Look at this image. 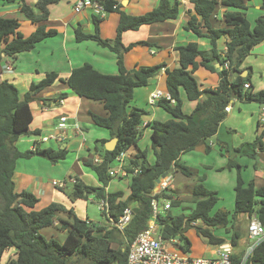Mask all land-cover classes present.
<instances>
[{
  "label": "trees",
  "instance_id": "obj_1",
  "mask_svg": "<svg viewBox=\"0 0 264 264\" xmlns=\"http://www.w3.org/2000/svg\"><path fill=\"white\" fill-rule=\"evenodd\" d=\"M22 2L21 12L34 23L48 18V6L58 0H35L34 8L24 4L23 0H0L5 3ZM194 6V15L190 17L183 28L209 43V49H202L196 42L175 47L178 53L177 68H165L164 63L135 67L128 70L124 63V55L137 45L151 46L146 42L133 43L124 46L121 37L124 32L137 30L141 26L153 23L175 20L179 14V2L160 0L157 7L142 15L133 16L120 11L119 7L112 9L117 2L103 0L105 9L119 15L115 38L102 40L99 36V24L103 19L92 16L95 33H84L80 28L75 29L76 42L92 40L103 47H107L115 54L117 74L107 75L97 71L91 64L84 63L74 68L66 83L70 90L78 97L99 101L107 111L106 117L90 113L93 123L108 130L111 139L116 138L117 144L113 151L105 150L106 140H99L95 145V155L101 158L100 163L94 164L93 158H85L83 164L90 168L97 176L102 187H91L77 180L69 193L71 201L95 200L107 198L109 217L104 213L108 223L111 218L118 221L126 209L132 217L123 227L122 233L114 226L97 227L95 224L78 218L72 209L67 210L61 204L52 203L36 211L37 197L29 192H14L13 173L16 161L20 158L29 159L40 156L52 164L58 163L66 156V150L59 148L38 149L36 151H19L16 143L21 136L29 135V125L33 119L29 102L32 97L46 87L51 86L58 78L56 73H48L37 84H31L23 101L18 97L17 88L8 81L0 82V264H69L74 255H80L88 264H124L128 243L147 228L151 218V194L157 187V181L171 168L180 171L184 176H191L189 169L179 163L181 154L204 145V151H210L208 140L217 134L218 129L226 118L224 108L232 99L247 103H257L264 106V89L254 92L250 85L248 68L242 67L245 58L252 49L264 40V0L254 27L251 28L244 11L247 9L245 0H188ZM224 8L236 11L225 12L224 26L214 28L211 15L218 4ZM20 24L16 19L0 17V65L4 57L15 59L19 54L29 52L36 44L48 37L56 35L55 30H47L38 26L29 36L24 37L19 32ZM204 30V31H203ZM226 37V51L221 55L217 43ZM228 68L224 67V62ZM217 65H220L217 66ZM202 68L210 73H216L219 81L215 88L199 89L194 74ZM164 69L163 85L165 92L174 100L172 103L166 98L155 102L171 118L167 121L153 120L144 127L151 131L150 147L154 156L153 163L148 162L147 149H139L138 153L127 160L126 170L129 174L128 188L130 193L125 200H120L121 192H105L111 178L108 175L115 158L132 146H136L142 137V117L146 111L129 104L133 99L136 88L147 86ZM247 71L244 77L243 71ZM248 83L249 88L243 85ZM66 93H59L53 100L59 103L66 97ZM183 96L187 101L196 102L190 113L183 111ZM130 108V109H129ZM259 126L261 124L259 123ZM34 134H39L35 132ZM264 129L252 143L243 144L242 148L251 147L249 157L256 159L255 149L264 151ZM241 148H237L238 152ZM227 168H236V182L234 187L233 217L239 214L252 216L255 214L264 226V184L255 187L253 180L245 181L241 175L242 166L229 160ZM264 170V164L257 161L254 169ZM133 169H138L136 175H131ZM168 190L161 192L165 199H171ZM94 193V194H92ZM194 206L188 216L173 214L171 211L158 216V233L165 239H175L183 253H189L191 242L187 238L188 230L194 228L197 236L206 240L209 246H217L225 241L211 231L212 228H226L230 223L229 215L225 212L213 211L218 203L215 192L202 184L193 188ZM133 204V205H132ZM178 200L171 201V209L179 207ZM68 213L70 220H59L58 232H64V240L60 242L56 237L46 238L41 231L48 227H55L54 220L59 213ZM201 222L206 228L193 226ZM103 232L102 236L95 233ZM240 234L235 231L230 238L234 247L238 246ZM116 244V247H113ZM12 252L3 260L4 254ZM250 264H264V242L253 251Z\"/></svg>",
  "mask_w": 264,
  "mask_h": 264
},
{
  "label": "crops",
  "instance_id": "obj_2",
  "mask_svg": "<svg viewBox=\"0 0 264 264\" xmlns=\"http://www.w3.org/2000/svg\"><path fill=\"white\" fill-rule=\"evenodd\" d=\"M23 1L24 4L30 6L31 8H34L36 15L39 16V12H36L35 0ZM75 1L76 0H58L57 3L49 5L48 18L37 23L32 22L23 15V13L21 12L22 2L20 1L0 5V17L7 19H16L20 24L19 32L24 37H27L31 33H33L38 26H44L47 30L52 29L56 31V35L48 37L45 40L39 42L31 51L21 53L15 59L4 57L0 65V82L8 81L12 83L17 88L20 101H23L25 98V94L28 92L31 84H37L48 73L57 74V80L51 86L46 87L35 94L29 102L33 117L29 125L30 134L21 136L16 143V147L19 151L30 150L31 146L35 142L36 136L38 135L34 133L39 132L40 134L52 131L58 123V119L61 115H66L68 117L69 123H73L76 121L81 127L82 132L71 136L70 139H68L61 145H58L55 142H50L47 145L41 146V148L43 149L53 148L57 150L59 148H64L66 150V156L58 163L52 164L40 156H33L29 159H18L16 161L15 170L12 177L14 183V192L21 193L25 191L34 194L38 199V202L35 205L36 211L41 210L52 203H57L61 204L67 210L72 209L74 214L78 218L83 220L85 219L88 222L93 223L87 217L86 205L87 201H92L94 200V198L90 197L88 200L71 201L69 198V193L71 191L67 192V188L70 185L73 186V184L67 183L64 189H61L53 184V182L63 180L66 181L69 178H74L76 181L79 180L85 185L91 187H102V184L98 181L95 173L90 168L86 167L82 162V160L85 158H94L95 156V152L91 151L92 144L90 145L86 139L84 125H92V127L103 130L104 132H100V137H98L99 140H106L107 142L108 140H111L108 130L96 126L90 117V113L96 114L101 117H106L108 115L107 111L103 107V103L78 97L70 90L69 86L66 83L71 71L74 68L80 67L84 63L91 64L97 71L102 74H117L115 54L111 52L107 47H103L92 40L76 42L74 34L75 29L80 28L84 33L93 34L95 33V25L92 21V16L88 12H83L80 14H76L73 12V5ZM114 1L119 4L118 6L120 11L128 15L138 16L157 7L160 0ZM171 1L179 2V14L175 20H167L164 22L144 25L137 30H130L123 33L121 42L124 46H128L130 44L138 42H146L151 44L150 47L146 45H137L124 55V63L128 70L131 71L134 70L135 67L152 66L160 63H164L165 68H177L179 66L178 53L174 48L177 46L185 45L189 42H196L204 50L209 49V43L206 39L199 38L183 28L190 17L194 15L193 4L188 0ZM221 1L222 0H217V2ZM245 4L247 6V9L244 11V13L252 28L255 25L256 19L259 16L263 15V10L261 9L262 0H245ZM232 11L236 10L232 8H224L219 3L210 18L212 26L214 28H222L224 26V13ZM118 19L119 15L116 12L108 13L103 18L98 28L99 36L102 40H112L115 38ZM225 44L226 37H222L217 43L218 50L221 55H223V53L225 52ZM263 47L264 40L252 49L251 53L245 58L243 62L242 67L248 68V72L250 74L253 71L254 62L249 61L248 57L252 55L255 49H261L263 51ZM261 54H264V51ZM7 65L11 67V70L6 69ZM258 67L260 70L264 71V65ZM201 69L202 68H199L198 71H200ZM198 71L194 74V77L197 80L200 90L206 88H215L218 85L219 78L216 73H210L203 69L204 74H200V77L202 78L201 82L197 78ZM163 76L164 69H162V71L155 78L151 79L147 86L136 88L133 92V99H136L139 91L144 90L147 92L145 99L146 104L151 108L160 109L159 107H156L154 105L155 103H150L149 98L151 93L155 92L156 90L165 92V88L163 85ZM250 85L254 90L251 78ZM59 93H66L67 95L64 99L61 100V103H54L55 101L53 99ZM132 101L130 102L129 107L138 108L135 105H131ZM237 101L238 100L232 103L231 110L226 114V118L221 123L217 134L208 140L210 150L213 148L217 149V147L222 148V150L220 151L221 155L223 154L222 151H224V149L228 148L229 146L228 143L220 142L217 140V138L221 134V130L223 129V127L230 125V115L228 114H231L234 107L233 105ZM188 102L191 104L189 111L190 113L195 107L196 102ZM238 103L241 104L240 106H238L239 111H241L242 108H249V110L253 111L251 107L257 106V109L253 111V114H255L256 118V125L255 130L249 137H245L237 129L234 128L236 131H234V136H232L234 137V142L232 143L231 147L232 149L241 148L238 152L236 151L239 156H245L251 159L253 162L254 160L258 159L264 164V151H260L256 148V159H253L249 157L252 148L241 147L243 144L252 143L257 136L261 135L264 129V125L259 126L258 116L262 106L259 104L257 105L253 102L247 103L239 101ZM253 114L250 113L251 118L253 117ZM157 116V112L153 111L150 114L149 110H146V114L142 117V137L139 142L143 138L148 139L149 144L146 145L145 149H147L148 151V162L150 164L154 161V156L150 147L151 131L149 128L144 126L147 122L157 120ZM160 118L163 121H167L171 118V116L166 113ZM213 139H215V141H213ZM262 141L264 142V136L262 138ZM139 142L136 146H132L130 149L124 151L126 155V163L127 160L133 158L138 153L140 149ZM219 143H221L220 146ZM198 148L201 149L204 154H207L204 151V145H199L194 150L186 152V154H191ZM69 150L72 152L70 154L72 155L71 163L64 169H58L57 167L60 163L64 165L67 164L65 159L69 155ZM184 155L185 153L181 154L179 163L181 164L184 162V165H182L188 168V162L183 159ZM237 160L238 159H235L233 161L238 164ZM116 165L117 163L114 162L111 169L116 168ZM245 165L246 171H249L250 167H252L251 161H248V163ZM206 167L207 166H204L203 168ZM217 168L218 167H213V169L209 170V173L214 172ZM221 168L227 169V164L226 167L222 166ZM188 169L191 172V176L186 177L183 174L182 175L185 178H194L196 170L191 168ZM58 172H61L62 179H57L54 177V174H58ZM177 172L178 171L174 170L173 174L169 175L168 178L172 179L173 175H175ZM250 175L251 178H254L252 180L255 184V187L258 188L264 184L263 169H254V172L251 171ZM255 178L257 179L255 180ZM113 180H111L108 186L104 188L105 192H121L122 195L120 200H125L130 193V190L128 188L129 176L119 179V181L125 182L126 191L119 189L112 191L110 184L113 183ZM204 180L205 177H203V181L196 183V185L202 184L203 186H205L204 184H207V181L205 182ZM179 208L180 206L177 207V209ZM59 220L71 221L69 214L66 212L56 215L54 220L55 226L58 224ZM194 236L197 240H203V238L197 236L196 233H194ZM168 247L169 249H173L172 246ZM200 251L201 252L199 253V255L202 254L203 249H201Z\"/></svg>",
  "mask_w": 264,
  "mask_h": 264
},
{
  "label": "rangeland",
  "instance_id": "obj_3",
  "mask_svg": "<svg viewBox=\"0 0 264 264\" xmlns=\"http://www.w3.org/2000/svg\"><path fill=\"white\" fill-rule=\"evenodd\" d=\"M264 51V47H263ZM261 49H255L250 57H248L249 61L254 62V68L251 72L250 78L252 79V84L254 86V92H258L261 89H264V71L260 70L258 66L264 65V54ZM141 67V66H140ZM200 74L203 73V69L198 71L197 78L199 81L202 82V78L200 77ZM146 94L147 92L142 90L139 91L138 95L136 96V99L134 98L131 105H135L138 108L146 111L149 110L150 114L155 111L157 112V120H161V116H163L165 111L162 109H156L151 108L146 104ZM237 101L233 106V110L231 112L230 118H229V126L223 127L221 130V134L217 138L220 142L228 143V148L224 149L223 154H220V151L222 150L221 147H217V149L213 148L207 154H204L201 149H196L191 154L184 155L183 159L188 162V168L196 170L194 178H185L180 171H178L175 175H173L172 179L170 178L168 181H170V186L168 187L167 194L170 195L172 200H178L181 202L180 208L177 209V207L173 210H171V213L173 214H184L185 216H188L191 212V209L194 206L193 203V195L192 191L193 188L196 186V183L203 181V177H205V182L207 181V184L203 183L207 189L210 191H214L217 193V196L219 198L218 203L213 211H220L227 213L230 219V223L226 228L222 227H216L212 228L211 231L214 235L217 237H222L225 239V241H229L231 236L235 231H237L240 234V239L238 241L237 250L238 252H244L245 247L248 244V238H247V225L250 220V216L246 214H239L236 217H233V209H234V187L236 182V175H237V169L236 168H227L222 169V166L226 167V164L229 160H235L238 159L237 162L239 165H242L241 169V175L245 181H250L254 178H251V171L254 172V164L257 163L258 159L254 160V162L245 157V156H239V154L236 152V149H232L231 145L234 142V131L237 129L241 134H243L245 137H249L252 135L253 131L255 130V114H253V111L257 109V106H252L251 108L253 111L249 110V108H242L241 111L238 110V106L241 104ZM252 103V102H251ZM257 104V103H255ZM258 105V104H257ZM191 104L185 99L183 96V111L185 113H189ZM250 113L253 114V117L251 118ZM247 115V116H246ZM257 117V116H256ZM88 125V124H87ZM84 125V130L86 132V139L89 142V144H92V152L94 151L95 145H99L97 141H99L100 132L103 130L97 129L95 127H92V125ZM233 128H232V127ZM235 128V129H234ZM104 132V131H103ZM109 141V140H108ZM215 141V139H213ZM214 143V142H213ZM148 139H142L139 142V148L141 150L145 149L146 145H148ZM221 143H219V146ZM100 147V145H99ZM70 151V150H69ZM72 152H68V156L66 157L65 161L67 164H59L57 167L58 169H64L66 168L70 163L72 159V155H70ZM206 153V152H205ZM207 155V156H204ZM226 157V158H225ZM248 161H251L252 167H250L249 171H246V165ZM184 165V162L181 163ZM244 165V166H243ZM204 166H207L206 168H203ZM213 167H218L214 172L209 173L210 169H213ZM232 169V171H231ZM58 171V170H56ZM198 173V174H197ZM54 177L57 179L61 178V172H58V174H54ZM199 177V178H198ZM246 177V178H245ZM165 179H168L166 177ZM257 178H255L256 180ZM111 190L114 191L116 189L124 190L126 191V185L124 181H119V179L113 180V183L110 184ZM72 190V186L70 185L67 188V192H70ZM161 196V195H160ZM99 200H92L87 201L86 205V214L90 221L93 222L97 227L105 226V227H112V223H108L106 217L103 215V212L99 210L98 208ZM133 205V204H132ZM193 226H200L203 228H206L205 225H203L201 222H197L196 224H193ZM58 224L55 227H48L41 231L42 235L46 238L50 237H56L60 242H63L64 240V232H58ZM195 229L192 228L187 231L186 236L191 242V252L189 253L191 256H200V257H211V249L212 246H209L206 243V240H197L194 236ZM96 236H102L103 232H97L95 233ZM116 244H113V247H116ZM203 249V252L201 255L199 253L200 250ZM12 252H9L7 255L4 254L3 260L10 256ZM69 264H88V261L84 258H82L80 255H74L70 258Z\"/></svg>",
  "mask_w": 264,
  "mask_h": 264
},
{
  "label": "built area",
  "instance_id": "obj_4",
  "mask_svg": "<svg viewBox=\"0 0 264 264\" xmlns=\"http://www.w3.org/2000/svg\"><path fill=\"white\" fill-rule=\"evenodd\" d=\"M118 5V3L114 4L112 9L118 8ZM73 12L76 14L88 12L91 16H95L99 19H103L109 13L104 7L103 0H76L73 5ZM224 67L226 69L228 68L227 61L224 62ZM6 69L11 70V67L7 65ZM243 87L244 89H248L249 84L246 83ZM160 98H166L174 103V100L170 98L168 93L160 90L151 93L149 102L155 103ZM236 100L237 99H232L224 108L226 114L230 112L232 103ZM61 102L62 101H60V103ZM258 122L264 125V106L260 109ZM80 132H82L81 127L76 121L69 123L68 117L66 115H61L52 131L40 133L36 136L30 151L42 149L41 146L47 145L50 142L61 145L70 139L71 136L79 134ZM125 158V152H121L115 158V162L117 163L116 168L110 169L108 172L111 180L129 176L126 170L127 163L125 162ZM93 162L94 164L101 162L99 155L94 156ZM137 173L138 169H133L131 175H136ZM168 180L169 178L161 179L155 191L151 194V218L148 221L147 228L139 233L131 243L127 244L128 249L124 264H250L249 259L254 249L264 242V226L255 214L250 216L251 218L247 225V238L249 242L244 252L241 253L238 252L237 247H234L230 241H226L212 247L211 257L191 256L189 253H183L180 250L178 242L175 239L165 240L159 235L157 218L160 214L171 210V201L163 197H158L161 192L167 190L170 186V181ZM75 182L76 180L74 178H69L66 181L53 182V184L64 189L67 183L74 184ZM98 208L109 217V204L107 198L99 200ZM130 219L131 212L129 209H126L116 222L109 218L113 226L121 233L123 227ZM168 246H172L173 249H169Z\"/></svg>",
  "mask_w": 264,
  "mask_h": 264
},
{
  "label": "water",
  "instance_id": "obj_5",
  "mask_svg": "<svg viewBox=\"0 0 264 264\" xmlns=\"http://www.w3.org/2000/svg\"><path fill=\"white\" fill-rule=\"evenodd\" d=\"M217 66L220 67V65H217ZM246 73H247L246 70L243 71L242 74H241V76L244 77V76L246 75ZM116 144H117V139H116V138H113V139L109 140V141L105 144V150H107V151H109V152L113 151V150L115 149V147H116ZM173 171H174V169L171 168L168 172H166V173H164V174L162 175V177L160 178V180H161V179H165V178L168 177L169 175H172V174H173ZM160 180L157 181V184L160 182ZM92 194H94V193H92ZM131 217H132V214H131Z\"/></svg>",
  "mask_w": 264,
  "mask_h": 264
}]
</instances>
